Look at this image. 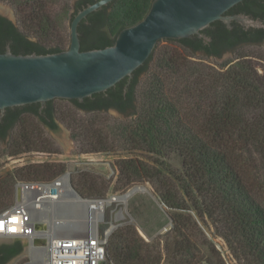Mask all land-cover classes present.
<instances>
[{
  "label": "trees",
  "instance_id": "obj_1",
  "mask_svg": "<svg viewBox=\"0 0 264 264\" xmlns=\"http://www.w3.org/2000/svg\"><path fill=\"white\" fill-rule=\"evenodd\" d=\"M96 1L60 0L70 20ZM152 1L115 0L89 14L78 27L81 50L113 45L122 29L144 18ZM0 2L16 16L15 23L0 16V53L6 45L15 55L68 48L69 39L59 30L61 20L50 12L53 0ZM241 40L239 29L224 26L208 45L196 35L161 40L129 83L125 78L83 104L66 101L72 114L64 115L55 107L56 100L47 102L41 113L39 104L7 109L3 122L10 137L5 148L0 145V157L30 152L38 145L49 149L50 142L23 123L24 115L44 129L64 125L79 155L109 150L144 154V161L124 157L118 162L119 185L113 193L124 194L132 185L148 182L172 225L149 242L132 224L117 228L107 240L108 264H226L214 237L222 239L237 264H264V50L253 44L236 48ZM163 42L176 46L159 47ZM244 47L260 50L259 65L253 56L236 54ZM200 50L206 53L201 59H221L226 50H234V58L214 68L196 57ZM108 108L124 119L104 125L90 118ZM63 172L60 165L42 164L0 177V212L13 205L17 180L44 182ZM71 185L82 198L106 196L83 175L71 178ZM23 247L21 240L0 245V264L21 254Z\"/></svg>",
  "mask_w": 264,
  "mask_h": 264
},
{
  "label": "water",
  "instance_id": "obj_2",
  "mask_svg": "<svg viewBox=\"0 0 264 264\" xmlns=\"http://www.w3.org/2000/svg\"><path fill=\"white\" fill-rule=\"evenodd\" d=\"M113 1L97 0L77 11L71 20L68 14L69 46L61 52L15 55L9 45L5 46V51L0 53V119L7 109L39 104L41 110L51 100L81 103L95 94L106 92L125 78L129 83L133 72L145 63L161 40H180L196 35L209 41L202 31L216 21L223 22L227 28H231V21L245 28L262 27L259 21L244 15L225 16L230 8L244 0H153L144 18L122 29L113 45L81 50L80 23ZM0 15L15 23L9 6L0 3ZM196 55L201 56L200 53ZM231 55L224 54L216 60ZM104 113L124 119V115L113 110ZM48 133L64 153L71 147L69 134L61 124L55 132ZM126 193L115 197H123ZM14 240L22 241L23 251L6 264L27 258L26 239L0 238V245L11 244Z\"/></svg>",
  "mask_w": 264,
  "mask_h": 264
},
{
  "label": "rangeland",
  "instance_id": "obj_3",
  "mask_svg": "<svg viewBox=\"0 0 264 264\" xmlns=\"http://www.w3.org/2000/svg\"><path fill=\"white\" fill-rule=\"evenodd\" d=\"M0 3L9 6L3 2ZM9 8L12 10L16 22L14 11L10 6ZM50 12L54 18L61 20L59 30L61 34L68 39V14L63 13V5L60 0H53V2H50ZM170 45L173 47L176 46L175 44L163 42L159 45V47ZM261 48L264 50V46H261ZM259 51L260 50H258V48L254 49L251 47H244L236 54L245 53L247 55L253 56L252 60L259 65V63H261V61L257 58V54L259 53ZM196 57L210 67L218 68V64L220 62L232 59L234 58V55L232 54L231 57L225 58L221 61H218L214 58L201 59L202 56L198 55H196ZM143 77L145 76L143 75L140 79H143ZM54 105L56 108L62 109L64 111V115H67V113L72 114L74 112L72 106L66 101L56 100L54 102ZM93 117L98 118L104 125H106L107 123L110 124V122H112V120L114 119H122L115 118L112 115L104 112H102L101 115L90 116V118ZM22 119L23 123L27 126L28 129L34 131V133L37 132L48 142H50V145L47 146L49 147V149H45L44 146L38 145L30 152L26 151L17 156H11L10 158L0 157V177H3L10 172H14L17 169H24L31 165H60L64 168V171H69L71 173L72 179H77L78 177L83 175L89 181H95L97 185H99L103 190L106 191V196L103 199L109 200L111 197L121 195L120 193H113V189L119 185L117 182L118 162L121 159H124V157H130V159L134 158L142 161L147 159V157L141 153H124L118 150H109L107 152L98 151L92 152L91 154L79 155L77 153V151H79V148L74 145L72 140L71 147L67 150L66 153H64L62 147L41 125L38 124L37 120L34 117L24 115ZM62 126L67 130L70 137V132L68 131V129L64 125ZM133 188H137L138 191L131 198H129L126 203L113 201L109 205H105L104 213L106 224H100L98 222L95 225H91L89 222H86L87 214L86 212H83L82 206L79 203H74L66 196L49 207L51 215H49L48 217H53V221L58 220L61 223L60 227H62L64 231L73 232L76 227L81 225V229H86L91 233L97 231L100 236H103L111 226L110 221L115 220L114 216L111 217L112 214L119 212V220L112 221V225H114V228L112 231H110L108 237L114 230L123 226L124 224H132L136 227L140 236L146 242H149L152 238H156L169 230L172 223L166 207L160 203L156 196H154L151 185L148 182H145L141 185L134 184L129 187L127 191ZM41 219L46 221V217L44 216ZM44 227L45 226L43 225V228ZM206 234L211 239L209 233ZM212 241L215 244L217 250L220 252L226 264H237V262L232 258L231 254L227 251V248L222 239L214 237L212 238ZM40 253L42 254V252ZM37 254H39L37 251L34 252L33 250L29 249L27 243V258L21 259L15 264H33L35 260H37L35 259L38 256ZM41 257L39 258H41L43 261V255H41Z\"/></svg>",
  "mask_w": 264,
  "mask_h": 264
},
{
  "label": "built area",
  "instance_id": "obj_4",
  "mask_svg": "<svg viewBox=\"0 0 264 264\" xmlns=\"http://www.w3.org/2000/svg\"><path fill=\"white\" fill-rule=\"evenodd\" d=\"M13 192V205L0 212V237L26 239L30 250L44 251V264H108L106 247L109 230L103 236L97 231L91 233L81 229V225L73 232L64 231L62 227L52 224L53 217H48L51 215V205L69 193L77 196L71 185L69 171L44 182L17 180L13 185ZM77 198L87 216V212L94 209V204H103L105 207L108 201L81 196ZM118 214L119 212L112 214L111 217L114 216L115 220H111L110 225L112 221L119 220ZM42 215L46 217V224L40 222ZM98 222L106 224L104 208ZM41 224L45 226L43 229L39 227Z\"/></svg>",
  "mask_w": 264,
  "mask_h": 264
},
{
  "label": "flooded vegetation",
  "instance_id": "obj_5",
  "mask_svg": "<svg viewBox=\"0 0 264 264\" xmlns=\"http://www.w3.org/2000/svg\"><path fill=\"white\" fill-rule=\"evenodd\" d=\"M235 15H244L248 18L259 21L261 23L262 27H260V28H255V27L245 28L241 24H238L235 21H231V29H228L226 27V25L223 24L222 22H215V23L211 24L206 30H204L203 33L207 37L212 39L213 35L217 34L223 28V26L227 30H232L234 28H237V29H239V34L242 37V39L244 40V42L239 41L238 46H236V48L242 47L245 45H252V44L263 46L264 45V0H244L240 3H238L237 5L233 6L232 8H230L225 13V16H235ZM1 17H3V16H1ZM3 18H5V17H3ZM5 19H7V18H5ZM241 31L243 32L242 34H241ZM258 31H260V33H258ZM244 33H245V35H244ZM201 40L203 41V45L209 44L208 41H205L202 38H201ZM243 40H241V41H243ZM234 50H231V51L226 50L223 52L222 56L224 54H233ZM198 53H200L201 55H206L204 50H200V51H198ZM123 96H125V95H123ZM105 97H109V96L105 95ZM83 103H85L84 100L80 104H83ZM27 107L37 108L36 106H33V104L28 105ZM45 108H46V104L44 105L43 109L40 110V105L38 106L37 109H38V112L41 113ZM12 110H14V108ZM110 110H113V111L120 114V112H118L114 108H108L106 111H110ZM128 111H130V109H128ZM6 112H7V110L5 111L4 115L0 119V145L2 146V148H5V146L8 144L9 137H10V129H8L7 124L3 122V117L6 115ZM120 115H122V114H120ZM45 130L48 132H55L56 131V130H48L47 128H45ZM7 158H10V156H8ZM15 257H13V258H15Z\"/></svg>",
  "mask_w": 264,
  "mask_h": 264
},
{
  "label": "bare ground",
  "instance_id": "obj_6",
  "mask_svg": "<svg viewBox=\"0 0 264 264\" xmlns=\"http://www.w3.org/2000/svg\"><path fill=\"white\" fill-rule=\"evenodd\" d=\"M138 190H137V188H133V189H130L127 193H126V195L125 196H123V197H113V198H111V199H109L108 201H106V204L107 205H109L111 202H113V201H120V202H127V200L129 199V198H131L136 192H137ZM66 197H68L71 201H73L74 203H79V199L77 198V196L74 194V193H69V194H67L66 195ZM80 204V203H79ZM104 207H103V204H101V205H97V204H94V209H91L89 212H87V213H89V215L87 216L88 217V222L91 224V225H95L98 221H99V219H100V215H101V212H102V209H103ZM43 216L45 217V215H42L41 216V218H43ZM40 218V222L42 223V224H46V221H44V220H42ZM39 225V227L41 228V229H43V225ZM52 224L54 225V226H60L61 225V223L58 221V220H55V221H53L52 222ZM62 224H64V223H62ZM113 228H114V225H111L110 227H109V233H110V231H112L113 230ZM39 249H35V250H33L34 252H38L39 254H37L39 257H41V255H43V261H42V257L41 258H39L38 256L35 258V259H37V260H35V262L33 263V264H44V257H45V255H44V251H38ZM32 252V251H31ZM40 252H42V254L40 253Z\"/></svg>",
  "mask_w": 264,
  "mask_h": 264
}]
</instances>
